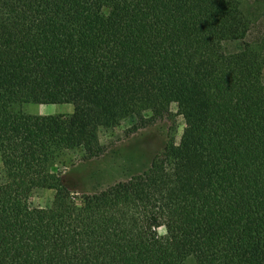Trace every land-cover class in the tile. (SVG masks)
<instances>
[{"label": "trees", "instance_id": "obj_1", "mask_svg": "<svg viewBox=\"0 0 264 264\" xmlns=\"http://www.w3.org/2000/svg\"><path fill=\"white\" fill-rule=\"evenodd\" d=\"M170 102L179 141L143 171L76 194L49 167ZM0 162V264H264V32L237 0H0Z\"/></svg>", "mask_w": 264, "mask_h": 264}, {"label": "rangeland", "instance_id": "obj_2", "mask_svg": "<svg viewBox=\"0 0 264 264\" xmlns=\"http://www.w3.org/2000/svg\"><path fill=\"white\" fill-rule=\"evenodd\" d=\"M237 2L244 15L251 21L255 20L257 29L264 32V0ZM168 106L171 112L169 116L138 128L135 125L139 124L140 118L147 117L149 112L131 109L117 125L99 128L98 141L104 148L101 155L84 159L81 148L65 149L56 154L49 167L58 172L62 183L76 194L100 190L143 171L168 139L175 143L179 141L184 119L177 113L174 102ZM13 109L31 114L70 113L72 105L22 103L14 105ZM53 195V189L37 187L29 197L30 205L44 209L49 221L55 215L52 209ZM158 233L163 234L164 228L159 227ZM181 264L196 262L188 257Z\"/></svg>", "mask_w": 264, "mask_h": 264}, {"label": "crops", "instance_id": "obj_3", "mask_svg": "<svg viewBox=\"0 0 264 264\" xmlns=\"http://www.w3.org/2000/svg\"><path fill=\"white\" fill-rule=\"evenodd\" d=\"M70 111V110H69Z\"/></svg>", "mask_w": 264, "mask_h": 264}]
</instances>
